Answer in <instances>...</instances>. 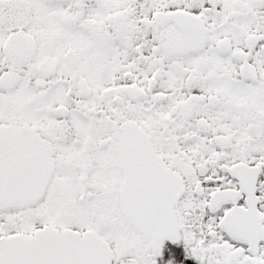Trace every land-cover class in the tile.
I'll return each instance as SVG.
<instances>
[{
  "label": "snow or ice",
  "instance_id": "6c2138e0",
  "mask_svg": "<svg viewBox=\"0 0 264 264\" xmlns=\"http://www.w3.org/2000/svg\"><path fill=\"white\" fill-rule=\"evenodd\" d=\"M0 264H264V0H0Z\"/></svg>",
  "mask_w": 264,
  "mask_h": 264
}]
</instances>
